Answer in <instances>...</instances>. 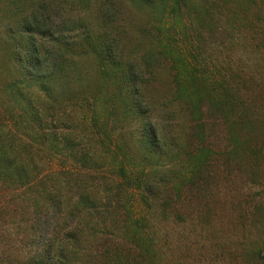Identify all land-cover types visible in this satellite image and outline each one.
Returning <instances> with one entry per match:
<instances>
[{
  "label": "rangeland",
  "instance_id": "374dc122",
  "mask_svg": "<svg viewBox=\"0 0 264 264\" xmlns=\"http://www.w3.org/2000/svg\"><path fill=\"white\" fill-rule=\"evenodd\" d=\"M63 1V8L52 14L56 18L47 26L52 36L38 40L48 50L59 43L58 37L82 40L80 34L86 29L98 34L108 24L96 17L94 2ZM178 1H159L151 13L145 8L141 14L127 9L113 26L137 29L132 43L120 41L126 53L157 54L154 72L145 71L147 99L158 109L163 103L168 106L166 112L174 108L185 116L180 123L185 133L179 140L184 149L158 157L159 163L139 160L143 151L130 144L120 129L111 131L118 121L110 119L105 136L110 167L102 175L110 176L113 166L122 162L133 178L146 167L153 174L177 180L175 189L171 184L156 189L161 200L148 201L154 208L146 204L142 189L122 183L121 205L128 206L129 212L116 256L125 255L131 264H264V0ZM118 38H126L125 29ZM92 57L67 60L65 73L71 76V85L60 87L64 94L78 92L84 105L87 96H97L99 120L106 121L109 108L113 110L114 89L107 91ZM225 91L232 96V106H219L208 97L221 99ZM178 92L181 100L172 96ZM239 97L246 107L236 113L233 105ZM243 113L244 117L239 116ZM170 122L176 125L177 121ZM166 127L170 130L169 124ZM97 154L103 155L100 150ZM43 168L42 174L50 165ZM114 178L121 184L120 177ZM0 194L6 196L0 199L1 207L13 193ZM1 218L0 260L9 254L24 259L23 226L15 216ZM90 251L99 257L87 256V264H108L110 257H102L104 250Z\"/></svg>",
  "mask_w": 264,
  "mask_h": 264
},
{
  "label": "trees",
  "instance_id": "16d2710c",
  "mask_svg": "<svg viewBox=\"0 0 264 264\" xmlns=\"http://www.w3.org/2000/svg\"><path fill=\"white\" fill-rule=\"evenodd\" d=\"M91 1L96 17L108 23L106 28L98 34L86 29L80 34L82 40L62 41L58 37L59 43L48 50L43 44L41 49L38 40L52 36L47 26L55 20L52 14H59L64 1L0 0V192L13 193L8 206L0 207V217L15 216L24 228V259L9 254L1 258L0 264H87V256L99 257L88 250H104L102 257H110L108 264H131L128 257H117L115 251L120 250V233L128 222L125 215L129 208L121 205L125 190L122 183L142 189L151 208L156 206L148 201L161 200L156 189L169 184L175 189L176 179L153 174L146 167L133 178L122 162L113 166L110 176L102 175L103 169L110 167V148L105 138L110 119L118 121L111 131L120 129L130 144L143 151L142 158H138L143 162L159 163L158 157L184 146L179 141H183L185 133L181 132L185 130L181 127L183 111L176 114L171 108L166 112L168 106L162 103L164 108L158 109L155 102L147 99L145 71L154 72L157 54L126 53L120 43H132L136 27L123 28L125 39L118 38L123 29L113 27L118 15L127 9L141 14L145 8L151 13L159 1L168 0H77L83 5ZM91 56L100 67L107 91L114 89L110 104L113 110L109 108L106 121L99 120L97 96H87L88 103L84 105L78 92L66 95L60 87L71 85V76L65 73L68 62ZM172 96L181 100L179 92ZM212 96L208 97L217 105L232 106L228 91L221 99ZM170 102L175 103L173 99ZM83 106L88 109L83 110ZM244 107L246 102L240 98L233 110L239 113ZM221 110L229 117L226 110ZM170 119H175L176 125ZM172 126L177 128L172 131ZM99 150L102 156L97 154ZM47 163L50 168L42 174ZM115 175L121 178V184ZM18 189L21 194H15ZM4 197L6 200L0 194L1 200Z\"/></svg>",
  "mask_w": 264,
  "mask_h": 264
}]
</instances>
